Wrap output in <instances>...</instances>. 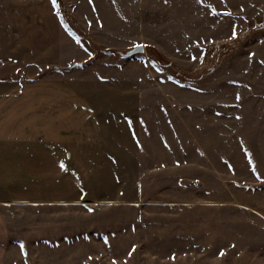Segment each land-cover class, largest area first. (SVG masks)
<instances>
[{"label":"rangeland","instance_id":"obj_1","mask_svg":"<svg viewBox=\"0 0 264 264\" xmlns=\"http://www.w3.org/2000/svg\"><path fill=\"white\" fill-rule=\"evenodd\" d=\"M138 45L162 73L141 97L139 192L126 182L118 200L95 197L107 175L92 178L85 122L60 114L86 102L77 82L92 71L138 73L119 61ZM39 103L58 105L73 165L59 187L74 194L0 207V264H264V0H0V109L28 119ZM81 182L90 200L77 202Z\"/></svg>","mask_w":264,"mask_h":264},{"label":"crops","instance_id":"obj_2","mask_svg":"<svg viewBox=\"0 0 264 264\" xmlns=\"http://www.w3.org/2000/svg\"><path fill=\"white\" fill-rule=\"evenodd\" d=\"M119 61L131 65L138 73L129 71V75H123V70H120V75L116 76L111 74L112 71H92L90 76L77 82L80 85L78 91L85 96L86 102L77 106L66 103L65 115L60 114L66 125L73 122L75 111L80 113L85 122L80 128L85 154L94 152L98 156L92 178L95 180L103 173L107 175V183L103 186L99 184L101 179L94 182L93 191L96 193L92 194L101 197L102 191H119L111 193L115 194L114 200L123 195L121 190L126 182L135 185L133 192H136L135 197L138 195L142 143L149 118V104L143 103L141 97L146 98L147 91H161L158 85L150 86L148 78L155 79L157 77L151 75L162 74L160 65L145 54L119 57ZM78 64L75 67L79 69L85 66ZM121 67L118 63L110 66L115 69ZM167 78L170 83L178 85L177 79ZM155 81L161 84L159 77ZM31 107L33 113L28 119L20 105L2 106L0 109L3 112L0 113V122L3 123L0 125V207L23 204L31 197L42 203L67 204L74 194L71 188L72 192H69L65 187L67 181L59 187V172L68 177L73 165L69 153L59 152L62 147L58 143V133L62 135L64 131L59 129L58 105L39 103ZM164 108L167 112L169 105ZM179 120L178 117V126ZM76 189L78 199L75 201L84 202L86 197L90 200L91 190L86 188V182H81ZM104 194L108 197L107 193ZM7 240V228L0 214V262L6 252Z\"/></svg>","mask_w":264,"mask_h":264},{"label":"water","instance_id":"obj_3","mask_svg":"<svg viewBox=\"0 0 264 264\" xmlns=\"http://www.w3.org/2000/svg\"><path fill=\"white\" fill-rule=\"evenodd\" d=\"M143 51V47L142 46H136L135 48H133L127 56H131L137 53H141ZM80 64H73L71 67H75V66H79Z\"/></svg>","mask_w":264,"mask_h":264},{"label":"snow or ice","instance_id":"obj_4","mask_svg":"<svg viewBox=\"0 0 264 264\" xmlns=\"http://www.w3.org/2000/svg\"><path fill=\"white\" fill-rule=\"evenodd\" d=\"M53 2L55 3V0H53ZM233 36H236L235 32H233ZM237 99H239V96H237Z\"/></svg>","mask_w":264,"mask_h":264}]
</instances>
